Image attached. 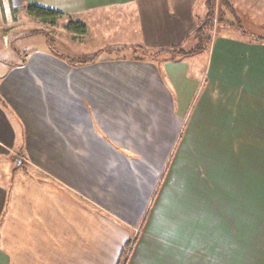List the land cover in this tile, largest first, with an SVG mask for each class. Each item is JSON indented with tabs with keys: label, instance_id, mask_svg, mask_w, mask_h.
<instances>
[{
	"label": "crops",
	"instance_id": "1",
	"mask_svg": "<svg viewBox=\"0 0 264 264\" xmlns=\"http://www.w3.org/2000/svg\"><path fill=\"white\" fill-rule=\"evenodd\" d=\"M207 2L0 0V36L39 6L189 49ZM241 32L175 61L34 50L0 74V264H121L136 230L123 264H264V43Z\"/></svg>",
	"mask_w": 264,
	"mask_h": 264
},
{
	"label": "rangeland",
	"instance_id": "2",
	"mask_svg": "<svg viewBox=\"0 0 264 264\" xmlns=\"http://www.w3.org/2000/svg\"><path fill=\"white\" fill-rule=\"evenodd\" d=\"M208 2L213 9V26L210 31L212 38L219 35L221 32L240 36L242 34L241 29L246 34V38H253L250 37V35L264 37L263 14H257V16L253 13H241V11L236 8L230 11L228 7L225 6L224 0H208ZM16 16L18 19L17 22L11 26L12 28L4 29V31L7 30L8 32L13 31L8 37V49H4L2 36H0V74L10 71L13 65L21 60L22 56L34 50L40 51L49 49L50 52L56 51L64 56H71L73 59L84 55V57H81V60L85 61L94 58L96 55H98L97 61H100L99 58L102 56H109L110 58L132 57L135 60L136 58H143L142 53L139 51L136 52L135 50L137 47L136 33L133 28L127 25L125 26L126 28L114 29L113 32L111 31L110 35H106L105 33L97 34L96 24L92 23L88 28L93 34L91 36L89 34L88 36L87 33V41H85V39L83 40L84 43H82L81 40H74L72 35L65 30L66 26L71 21L62 20L52 27L44 25L38 22L36 18L29 17L22 12L16 13ZM106 17H108V15H101L103 21H106ZM126 18L127 17L122 13L120 23H125ZM108 20V23L111 24L113 19L110 17ZM103 48L106 49L103 51ZM162 58L169 59V57L166 56H162ZM10 158L15 166L19 163L16 159L17 156ZM20 163H22L20 169L28 172L30 175L34 173L32 168H26L23 165V160L20 161ZM138 232L139 231L136 230V235L125 245L121 257V264L129 259Z\"/></svg>",
	"mask_w": 264,
	"mask_h": 264
},
{
	"label": "trees",
	"instance_id": "3",
	"mask_svg": "<svg viewBox=\"0 0 264 264\" xmlns=\"http://www.w3.org/2000/svg\"><path fill=\"white\" fill-rule=\"evenodd\" d=\"M212 6L209 4L208 14L206 19L200 24V26L191 35L194 46L192 48L184 47V45L172 48L151 50L142 47H136V52L142 53L143 58H136V60H156L162 56L169 57V60L175 61L183 57L194 56L203 53L207 50L212 41V35L210 34L213 26V11ZM26 12L29 16L40 19L44 25L54 27L62 18L63 14L58 11L42 8L39 6H29L26 8ZM67 32L74 34L78 37H82L87 34V26L81 21H72L66 26ZM257 42L264 43V37H258L255 39ZM98 59V55L94 58H90L88 61L82 60L72 64L79 66L82 64L95 63Z\"/></svg>",
	"mask_w": 264,
	"mask_h": 264
}]
</instances>
